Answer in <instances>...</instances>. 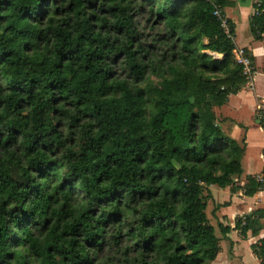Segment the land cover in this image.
I'll return each instance as SVG.
<instances>
[{"label":"trees","instance_id":"16d2710c","mask_svg":"<svg viewBox=\"0 0 264 264\" xmlns=\"http://www.w3.org/2000/svg\"><path fill=\"white\" fill-rule=\"evenodd\" d=\"M226 3L0 0V264H210L208 186H234L245 148L214 111L246 82ZM252 251L264 262V239Z\"/></svg>","mask_w":264,"mask_h":264},{"label":"crops","instance_id":"0c3cea01","mask_svg":"<svg viewBox=\"0 0 264 264\" xmlns=\"http://www.w3.org/2000/svg\"><path fill=\"white\" fill-rule=\"evenodd\" d=\"M226 2L223 12L233 24L234 44L248 50L252 57L254 73L251 87L244 85L237 93L231 94L224 104L214 108L222 129L237 141L243 140L245 148L241 157V170H238L233 177L234 186L219 187L215 184L208 186L210 197L207 200L212 202L211 217L217 229L219 223L228 227L225 235H222L218 229L219 250L210 264H264L252 251V244L264 239V223L257 227L256 234H253L250 229L242 234L234 226L237 217L257 208H264V188L252 195L244 193L246 176L258 175L264 168V131L255 119L256 98L264 97V63L261 66L262 69H259L258 64V59H264V38L254 39L247 33L254 0H226ZM215 55L220 56V54ZM248 103L253 108L252 124L244 123L240 116L243 107ZM253 128L259 133L255 149H251L249 142V135ZM237 133L239 135L236 137ZM259 220L262 221L264 218L260 217ZM210 222L213 224L212 220ZM216 226L214 225L215 231Z\"/></svg>","mask_w":264,"mask_h":264},{"label":"built area","instance_id":"2783aa9c","mask_svg":"<svg viewBox=\"0 0 264 264\" xmlns=\"http://www.w3.org/2000/svg\"><path fill=\"white\" fill-rule=\"evenodd\" d=\"M254 7H253V12L252 13H258L259 10V5H260V0H254ZM214 15L218 17L220 20L221 27L224 29V31L231 37L233 38L232 35L229 34V24L228 21L225 17L220 12L219 8H216L214 10ZM233 56L235 61L241 66L242 73L246 77V82L245 85L251 87L252 86V80H253V66H252V59L251 55L248 52V50L245 47L242 46H237L235 45L232 49ZM256 109L258 110L260 116L264 119V97H258L256 98ZM264 131V128H262ZM259 180H262L261 177H258Z\"/></svg>","mask_w":264,"mask_h":264},{"label":"rangeland","instance_id":"374dc122","mask_svg":"<svg viewBox=\"0 0 264 264\" xmlns=\"http://www.w3.org/2000/svg\"><path fill=\"white\" fill-rule=\"evenodd\" d=\"M137 25H138V29H139L140 34H141V36H140L141 42L143 44L148 45L151 42L152 34H153V31L150 29V24L149 23H145L143 19L139 18ZM247 33L252 35L251 32H249V30L247 31ZM263 63H264V59H261V58L258 59V64L260 66L259 69H262L261 66H263ZM149 80H150L151 83H156L157 82V78L155 76H153V75H151L149 77ZM240 116L244 120V123H246V124H252L253 123V108H251V104H249V103L245 104V106L242 109V112L240 113ZM219 121H221V120L219 119ZM237 135H239V134L237 133L236 137H237ZM258 139H259L258 130L253 128V131L249 135V142H250V145L252 146L251 149H255L256 148V145L258 144V143L256 144V142L258 141ZM258 177L262 178V176L259 175V174L257 175V178ZM211 208H212V202H211V200H207L206 214H207L208 218L210 220H212L213 224L216 226V223L213 221V219L211 217V213H212ZM215 232H216V234L219 233V231L217 229V226H216V231Z\"/></svg>","mask_w":264,"mask_h":264}]
</instances>
